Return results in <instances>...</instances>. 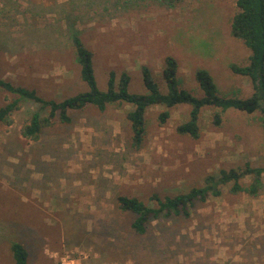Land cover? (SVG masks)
Wrapping results in <instances>:
<instances>
[{
	"label": "rangeland",
	"instance_id": "rangeland-1",
	"mask_svg": "<svg viewBox=\"0 0 264 264\" xmlns=\"http://www.w3.org/2000/svg\"><path fill=\"white\" fill-rule=\"evenodd\" d=\"M236 11L235 0H0V77L56 101L87 90L77 34L93 52L100 90L110 71L117 81L127 71L129 90L145 92L143 66L164 88V59L174 56L181 86L195 95H202L195 71L203 68L220 94L247 96L250 78L230 68L250 55L230 34ZM16 97L0 88V107ZM129 109H70L69 121L56 119L32 141L21 126L48 111L22 99L13 123L0 124V264H14L12 242L27 250V264H264V174L256 196L221 187L188 217L152 219L143 234L116 201L126 195L156 206L152 195L187 192L220 169L264 166L259 114L229 109L215 125L219 110L205 106L193 138L176 131L188 106L169 109L163 124L165 107L153 106L143 145L134 149Z\"/></svg>",
	"mask_w": 264,
	"mask_h": 264
},
{
	"label": "trees",
	"instance_id": "trees-1",
	"mask_svg": "<svg viewBox=\"0 0 264 264\" xmlns=\"http://www.w3.org/2000/svg\"><path fill=\"white\" fill-rule=\"evenodd\" d=\"M237 11L230 21V34L243 41L250 50L248 63L239 65L233 63L230 68L233 73L247 76L251 81V91L247 96H228L219 93L212 75L203 68L195 71L201 96L183 88L178 76V61L174 56L164 59L162 79L164 88L155 80L147 66L141 68V76L145 92L135 93L129 90L131 77L127 71L121 73L118 81L114 71L109 72L107 87L100 90L94 73L93 52L82 41L79 35L72 36L76 59L80 66V75L87 84V90L56 101L46 99L22 86H16L0 77V88L17 97L0 107V124L11 125L12 114L20 106L22 99H30L45 109L47 115L39 111L33 112L29 121L20 128L24 138L37 141L43 130L54 124L56 119L69 121L68 110H80L87 106H94L104 111L109 104H127L130 109L126 113L131 135L130 144L134 149L143 145L146 134V113L153 106H163L165 109L159 114L160 123H165L170 116V110L179 105L189 107L188 119L177 125L176 131L181 135L198 138L200 135L199 118L203 107L211 106L219 112L213 115L214 124L220 125L222 113L232 109L246 114L258 113V119L264 127V0H235ZM264 166H253L246 162L243 166L220 169L215 174H209L202 186H196L187 192L173 196L159 197L152 195L156 206H148L137 197L119 195L117 206L121 211L135 214L132 222L133 230L138 234L146 231L152 219L169 216L188 217L190 208L196 201H204L209 195L221 194V187L229 186L232 193L244 192L256 196L262 187ZM245 176L250 177L247 185L242 183ZM10 249L14 264H27L28 252L19 242H12Z\"/></svg>",
	"mask_w": 264,
	"mask_h": 264
},
{
	"label": "built area",
	"instance_id": "built-area-1",
	"mask_svg": "<svg viewBox=\"0 0 264 264\" xmlns=\"http://www.w3.org/2000/svg\"><path fill=\"white\" fill-rule=\"evenodd\" d=\"M62 264H63V262H62Z\"/></svg>",
	"mask_w": 264,
	"mask_h": 264
}]
</instances>
